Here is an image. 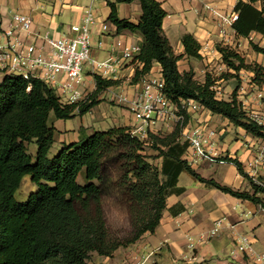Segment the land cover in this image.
I'll return each instance as SVG.
<instances>
[{"label":"trees","instance_id":"1","mask_svg":"<svg viewBox=\"0 0 264 264\" xmlns=\"http://www.w3.org/2000/svg\"><path fill=\"white\" fill-rule=\"evenodd\" d=\"M138 1L141 16L137 22L118 15V3ZM259 2V6L256 3ZM108 20L118 31L142 35L133 82L149 74L155 63L161 65L163 92L180 108L183 122L167 132L148 131L147 138L131 132L130 126H113L82 133L78 141L64 143L52 155L55 142L54 119H70L87 113L99 100L96 96L116 84L95 74L96 89L87 101L68 104L45 81L5 74L0 80V264H89L92 253L112 256L126 245L159 226L169 196L182 194L186 187L180 176L187 173L208 187L264 208V180L256 183L237 158L220 156L236 165L249 180L250 190L235 189L213 178L202 176L190 163L189 141L183 129L189 114L182 100L193 99L203 109L229 120L237 128L264 140V125L244 108L236 88L229 99L220 98L215 88L220 78H238L242 70L253 73L251 81L264 86V66L247 63L230 46H218L228 70L219 78L207 74L204 81L191 69L180 71L184 56L201 58V44L191 33L182 36L183 54H177L163 29L166 10L158 0H108ZM238 19L233 28L238 36L257 32L264 37V0H238ZM264 54V47L250 41ZM142 65V66H139ZM35 143V154L28 144ZM149 148L153 153L145 152ZM129 164L121 176L132 207L137 210L135 235L122 242L110 234L103 209V191L108 164ZM30 175L36 190L18 197L24 176ZM137 206V207H136Z\"/></svg>","mask_w":264,"mask_h":264},{"label":"crops","instance_id":"2","mask_svg":"<svg viewBox=\"0 0 264 264\" xmlns=\"http://www.w3.org/2000/svg\"><path fill=\"white\" fill-rule=\"evenodd\" d=\"M158 1L167 12L163 29L174 51L177 54L184 53L181 39L186 33L193 34L201 44V58L184 56L178 62L180 71L192 69L200 81H204L207 74L219 78L221 75L217 77L218 74L214 72L224 66V62L218 46H230L240 52L247 63L257 62L264 66V54L256 52L250 43L253 40L264 45V37L261 34L252 32L247 37L238 36L232 25H226V33H222L217 17L206 10L198 0ZM237 2L238 0H212L216 8L226 13L233 12ZM90 4L94 6L97 17L93 26L94 58H119L120 48L115 49L118 41L142 43L143 37L140 33L130 30L118 31L117 26L108 20L111 12L108 0H0V43L6 42L4 29L9 26L17 12L31 17L34 32L61 36L71 33V25L81 21L85 8ZM256 5L259 6V2ZM117 10L120 18L133 22L139 20L142 12L138 1L118 3ZM103 24L108 26L106 31L102 29ZM33 37L28 36L26 41H33ZM137 66L138 63L134 62L133 58L122 60L117 73L108 78L116 81V84L103 91L108 94L105 100L85 114H78L70 119H54L56 131L52 150L56 152L64 143L78 141L82 133L91 134L113 126H137L139 122L134 117L128 100L133 99L142 90L145 79L162 77L161 65L155 63L149 74L139 82H133ZM246 73L250 81L253 73L249 70H246ZM85 74L91 84L94 79L89 65L86 66ZM4 75L5 72L0 70V80ZM240 76L245 79L242 74ZM234 79L236 78H220L215 86L217 95L221 94L219 88L230 83L234 90L238 88V97L250 114L259 111L264 106V86L251 83L252 88L248 89L244 83L241 86L234 85ZM259 93L263 95L262 99L258 98ZM119 95H124L127 101H119ZM220 98L229 99L222 96ZM201 110L202 112L196 113L195 116H192L194 112H187L191 116L183 134L196 127L215 129V148L220 156L237 158L249 174V162L258 149L264 147V140L235 127L228 119L210 110ZM160 124H165L168 131L174 128L168 122L158 121L155 125ZM153 126L150 129L155 132ZM192 152L190 147L187 158L202 176L213 178L235 189H251L249 180L239 172L235 164L229 161L219 163L203 159L193 160ZM224 163H227L226 169L219 166ZM211 165L214 168L208 170ZM258 177L264 180V165L259 167ZM180 184L186 187V191L168 197L166 209L155 232H146L136 243L117 249L112 256L94 252L89 264H234L230 254L240 234L253 236L255 250L264 252L263 207L250 200L208 187L187 173L181 174ZM248 211L251 213L248 214ZM219 219L223 220L220 231L210 236V230ZM191 243L194 245L191 246Z\"/></svg>","mask_w":264,"mask_h":264},{"label":"built area","instance_id":"3","mask_svg":"<svg viewBox=\"0 0 264 264\" xmlns=\"http://www.w3.org/2000/svg\"><path fill=\"white\" fill-rule=\"evenodd\" d=\"M198 1H201L204 8L217 17L222 33H226V25L233 26L238 19V12L235 10L226 13L216 8L212 0ZM96 22L95 9L90 4L85 8L81 21L71 25L70 34L53 36L48 32H34L31 17L17 12L13 15L9 26L4 29L7 40L0 43V70L5 74L18 75L27 80L37 78L45 81L65 103L80 104L87 101L96 89L95 74L107 79L114 76L122 60L134 58L141 50L139 43L118 41L115 49L120 48L119 58L110 57L105 60L94 58L92 56L93 26ZM102 29L106 31L107 24H103ZM28 36H34L33 41L27 42ZM87 65L91 67L93 74L94 81L91 84L87 81L85 74ZM257 96L260 99L263 98L261 93ZM118 100L124 102L127 98L119 95ZM128 101L134 117L139 122L135 128H131V132L142 139L147 138L150 127L158 121H167L171 118H175L178 122L184 120L178 105L164 94L162 77L145 79L142 90ZM181 107L185 110L191 107L203 109L193 99L182 100ZM174 109H178L180 115L174 112ZM251 116L264 125V106L259 111L251 113ZM183 136L189 141L193 150V160L226 162L215 148L217 136L215 129L205 130L202 127H196L191 132L184 133ZM262 165H264V147L259 148L249 162V176L259 184H262V180L258 177V169ZM222 222V219L215 222L210 230V236L220 231ZM193 245L191 243V246ZM230 257L234 264H264V252L255 250L253 236L250 234H240L236 238Z\"/></svg>","mask_w":264,"mask_h":264},{"label":"rangeland","instance_id":"4","mask_svg":"<svg viewBox=\"0 0 264 264\" xmlns=\"http://www.w3.org/2000/svg\"><path fill=\"white\" fill-rule=\"evenodd\" d=\"M261 46L264 47V45H261ZM227 70H228V67L224 63V66L216 69L214 73H217L218 75L216 76L218 77L222 73L226 72ZM240 74L245 76V79H243L240 76ZM246 74H247L246 70H242L239 73L238 78L234 79L232 83H234V85L236 84V86L238 85L241 86V84L244 83V86H246L248 89L252 88L250 84L253 82L251 81V79L250 81L248 80L249 78L246 77ZM219 90L221 92V94H219V97L222 96V97L230 98L234 90V87L230 85V83H226L224 86H222L221 89L219 88ZM106 97H108V94L103 91L96 96L97 100H99L98 103L105 100ZM186 110L188 112L189 111L194 112L192 116L193 115L195 116L196 113L202 112L201 109H194L192 107ZM178 111H179L178 109H174V112L180 115ZM189 116L191 115L189 114ZM181 120H183V118ZM161 122H168L172 126H175L177 123H179L175 118L168 119L167 121L162 120ZM158 126L162 127L163 129H159ZM158 126L157 125L153 126V130H155V132H159V131L167 132L168 131L165 127V124H160ZM132 128H135V126ZM36 150H37V145L35 143L28 144V151L30 153L35 154ZM145 152L153 153V151L150 150L149 148H146ZM51 154L54 155L56 154V152L52 150ZM123 162H124L123 167L120 166L119 162L108 164L109 165L108 179L104 186L102 202H103V209H104V213L106 217V223L109 228L110 234L114 236V238L119 239L122 242H125V239L130 238V237L132 238L135 235V232H136L135 231L136 229L135 221H136V214L138 212L134 206L132 207L129 192L127 188L125 187V185L123 184V180L121 179L123 172L127 170L125 169V166L127 168V166L131 164V161L130 159H126ZM226 164L227 163L219 164V166H221L223 169H226ZM212 168H214L213 165L209 166L208 170H212ZM217 173H219V171H217ZM35 190H36V185L31 181L30 175H26L24 176L22 180V185H21V189L19 191L18 197L23 198L25 195ZM144 234L139 235V237H137L134 241L129 242L126 245L123 243L122 245L118 247V249L121 247H127L131 245L132 243H136L138 240L142 238Z\"/></svg>","mask_w":264,"mask_h":264}]
</instances>
